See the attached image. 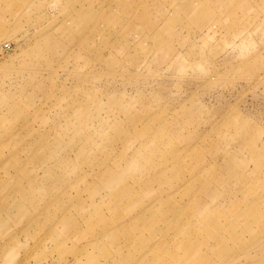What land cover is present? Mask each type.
<instances>
[{
    "label": "rangeland",
    "instance_id": "obj_1",
    "mask_svg": "<svg viewBox=\"0 0 264 264\" xmlns=\"http://www.w3.org/2000/svg\"><path fill=\"white\" fill-rule=\"evenodd\" d=\"M0 264H264V0H0Z\"/></svg>",
    "mask_w": 264,
    "mask_h": 264
}]
</instances>
